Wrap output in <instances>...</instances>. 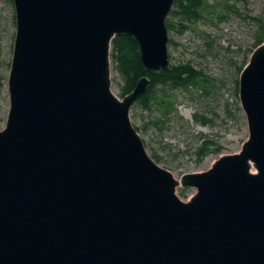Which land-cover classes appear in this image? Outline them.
I'll return each instance as SVG.
<instances>
[{
	"label": "water",
	"instance_id": "water-1",
	"mask_svg": "<svg viewBox=\"0 0 264 264\" xmlns=\"http://www.w3.org/2000/svg\"><path fill=\"white\" fill-rule=\"evenodd\" d=\"M11 2L0 264H264V43L238 78L247 140L177 181L130 121L148 79L119 99L109 60L127 36L145 71L167 70L175 0Z\"/></svg>",
	"mask_w": 264,
	"mask_h": 264
},
{
	"label": "rangeland",
	"instance_id": "rangeland-1",
	"mask_svg": "<svg viewBox=\"0 0 264 264\" xmlns=\"http://www.w3.org/2000/svg\"><path fill=\"white\" fill-rule=\"evenodd\" d=\"M203 20L182 34L168 32V58L170 65L190 63L196 70L214 80L207 97L177 92V116L169 117L161 125V116L155 107L151 112L130 109L132 125L138 129L149 156L159 158L158 165L169 171L177 181L190 173L208 170L214 161L240 151L248 138L243 113L234 91L235 69L252 47L257 26L264 24V0H205ZM15 35L14 9L11 0H0V131L4 128L8 95L6 81L10 68ZM111 91L118 97L121 84L110 67ZM236 107L239 108L237 111ZM194 114L209 121L206 126L195 125ZM161 121V120H160ZM161 127V129H159ZM211 140L221 148L219 154L205 157L201 163L195 157V148L203 140ZM177 197L185 202L195 190L176 188Z\"/></svg>",
	"mask_w": 264,
	"mask_h": 264
},
{
	"label": "trees",
	"instance_id": "trees-1",
	"mask_svg": "<svg viewBox=\"0 0 264 264\" xmlns=\"http://www.w3.org/2000/svg\"><path fill=\"white\" fill-rule=\"evenodd\" d=\"M205 8V0H175L166 22L168 32L182 34L189 26L204 19L202 10L204 11ZM263 43L264 24L260 23L257 26L252 47L243 56L241 65L236 67V62H232L236 76L233 81L234 91L237 97L239 74L246 65L251 53ZM168 44L172 45L173 42L168 41ZM109 60L112 71L120 78L119 99L128 95L141 78L148 79L149 83L145 93L135 102L132 109L139 108L142 111L151 112L152 108L155 107L159 116H161L157 120L161 125L164 124V120L169 121L170 116H177L175 103L177 92H194L197 98L207 97L209 95V88L215 83L214 80H211L202 71L192 67L190 63L169 64L167 70L160 72L145 71L142 67L136 44L127 36H116L113 38L110 44ZM2 81H4V78H0V90L3 87ZM236 109L239 111L238 107ZM192 120L195 125L206 126L209 124V121L199 114H194ZM136 130L139 133L138 129ZM220 151V147L215 146L213 141L206 139L197 145L194 155L197 158V162L201 163L205 157L210 154H219ZM150 157L158 164V157L155 155H151Z\"/></svg>",
	"mask_w": 264,
	"mask_h": 264
}]
</instances>
